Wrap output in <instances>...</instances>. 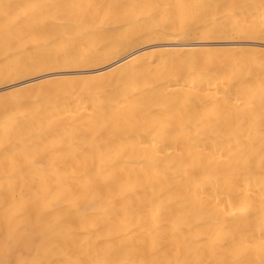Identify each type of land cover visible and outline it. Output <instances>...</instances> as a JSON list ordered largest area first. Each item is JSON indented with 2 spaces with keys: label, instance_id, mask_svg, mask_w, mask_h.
<instances>
[{
  "label": "bare ground",
  "instance_id": "bare-ground-1",
  "mask_svg": "<svg viewBox=\"0 0 264 264\" xmlns=\"http://www.w3.org/2000/svg\"><path fill=\"white\" fill-rule=\"evenodd\" d=\"M0 264H264V0H0Z\"/></svg>",
  "mask_w": 264,
  "mask_h": 264
}]
</instances>
